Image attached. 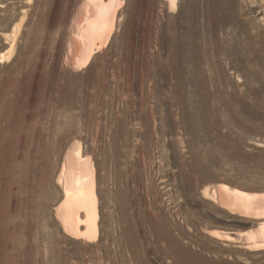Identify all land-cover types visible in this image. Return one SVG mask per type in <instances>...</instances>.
Listing matches in <instances>:
<instances>
[{"label": "rangeland", "instance_id": "obj_1", "mask_svg": "<svg viewBox=\"0 0 264 264\" xmlns=\"http://www.w3.org/2000/svg\"><path fill=\"white\" fill-rule=\"evenodd\" d=\"M43 2L0 0V264H264L263 217L217 192L264 195V0H121L76 69ZM75 142L88 241L55 215Z\"/></svg>", "mask_w": 264, "mask_h": 264}, {"label": "bare ground", "instance_id": "obj_2", "mask_svg": "<svg viewBox=\"0 0 264 264\" xmlns=\"http://www.w3.org/2000/svg\"><path fill=\"white\" fill-rule=\"evenodd\" d=\"M47 3L50 27L58 26V32L61 28L67 31L65 63L76 69L87 63L94 50L108 40L116 24L121 0H79L72 13L69 12L70 0H44L43 4ZM48 153L46 149L42 157H47ZM64 154V164L57 176L63 199L56 206L55 215L67 234L88 241L97 234L98 203L94 170L79 143H72ZM40 177L43 180L46 175L41 172ZM40 188H44V183ZM217 190L221 202L228 207L248 213L252 211L264 219V195L231 190L227 186H219ZM259 231L264 232V225ZM254 248L263 249L264 240L254 242Z\"/></svg>", "mask_w": 264, "mask_h": 264}]
</instances>
